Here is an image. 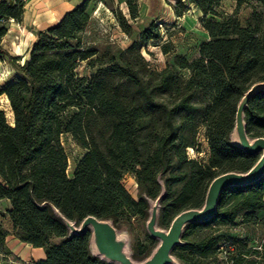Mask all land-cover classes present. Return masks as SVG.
Returning <instances> with one entry per match:
<instances>
[{"label":"trees","instance_id":"obj_1","mask_svg":"<svg viewBox=\"0 0 264 264\" xmlns=\"http://www.w3.org/2000/svg\"><path fill=\"white\" fill-rule=\"evenodd\" d=\"M103 4V0H99ZM131 20L137 0H123ZM176 0L177 18L193 5L208 38L196 55L175 56L161 71L145 62L141 50L160 40V25L151 20L123 49L95 34L94 0H83L59 22L34 31L22 63L3 47L10 22L21 23L24 2L0 0V63L7 61L15 78L0 84V253H11L5 239L44 251L45 259L12 264H114L90 251V232L71 235L57 216L78 226L93 216L117 230L136 218H149V201L162 192L158 227L170 226L182 211L200 209L210 182L228 172L246 173L257 162L234 146L231 134L237 105L255 83H264V0ZM118 25H130L115 11ZM156 44V43H154ZM157 45V44H156ZM168 54V45H159ZM84 64L83 74L78 68ZM185 71L187 75L181 72ZM246 133L264 137V91L244 109ZM203 130L207 160L188 157L197 150ZM69 135L85 152L71 176L61 137ZM198 152V151H197ZM135 177L136 199L125 185ZM169 224V225H168ZM167 228V229H168ZM157 241L147 231L130 246L134 261L146 259ZM172 255L177 264H264V177L226 189L208 221L188 225Z\"/></svg>","mask_w":264,"mask_h":264},{"label":"rangeland","instance_id":"obj_2","mask_svg":"<svg viewBox=\"0 0 264 264\" xmlns=\"http://www.w3.org/2000/svg\"><path fill=\"white\" fill-rule=\"evenodd\" d=\"M103 1L105 4L99 0H94L95 10L92 13V18L95 22V34L101 42L114 43L126 49L137 37L140 26H146L151 20L160 25V40L149 43L146 49L141 50V55L145 62L153 70L161 71L165 68L167 62L172 61L177 55L191 59L196 55L199 43L208 38L199 22L201 13L193 5H189L188 8L183 9V15L176 18L174 7H177L178 10L181 9L176 0H137L139 15L135 20H131L123 0ZM182 1L185 5H188L187 0ZM252 2V0H246L240 9L239 14L243 18L250 12V6L253 5ZM222 9L226 13H231L233 6L229 1L224 0L222 2ZM115 11L121 12L128 21L131 27L130 34H126L118 25ZM32 41H34V38L32 39L27 28L20 23L10 22L8 35L4 38L2 44L10 55L20 57L19 63H22L28 56ZM161 44L169 46L170 52L168 54L162 53L159 47ZM84 67V64L79 66V74H83ZM181 73L187 75L185 71ZM14 78L15 74L10 64L7 61L0 63V84H4ZM0 105L5 111L8 120L11 121V113L6 100L0 98ZM61 145L67 155L68 166L66 173L70 177L77 161L85 151L69 135L61 137ZM207 153L203 130H200L197 134V150L193 149V152L188 150V157L204 163L207 160ZM125 185L132 197L136 199L139 190L135 177L127 174L125 176ZM164 228L167 229L168 226ZM119 231L125 232L128 235L129 246L140 244L144 240L146 233L145 221L133 218L130 228H123Z\"/></svg>","mask_w":264,"mask_h":264},{"label":"water","instance_id":"obj_3","mask_svg":"<svg viewBox=\"0 0 264 264\" xmlns=\"http://www.w3.org/2000/svg\"><path fill=\"white\" fill-rule=\"evenodd\" d=\"M264 91V83H255L240 99L235 113V123L231 142L249 156L258 157L254 166L246 173L228 172L214 178L208 185L204 204L200 209H188L179 213L172 220L168 229L158 227L160 201L164 191L154 200L149 201V218L145 223L148 235L157 241L156 247L143 261L132 259L128 235L120 232L109 220H100L88 216L76 226L65 219L57 210L55 213L66 225L71 235L90 232V251L93 256L114 264H177L172 255L175 247L181 244L185 228L190 224L210 220L216 213L220 195L228 188L241 187L257 182L264 177V137L250 138L246 133L244 109L249 101Z\"/></svg>","mask_w":264,"mask_h":264},{"label":"crops","instance_id":"obj_4","mask_svg":"<svg viewBox=\"0 0 264 264\" xmlns=\"http://www.w3.org/2000/svg\"><path fill=\"white\" fill-rule=\"evenodd\" d=\"M83 0H28L24 5L22 26L34 37V31H43L54 26L68 11L80 5ZM177 18V17H176ZM33 42V41H32ZM5 247L11 253L6 259L0 253V264H12L13 257L24 263L38 262L45 259L41 248H34L30 244L20 242L12 234L5 239Z\"/></svg>","mask_w":264,"mask_h":264},{"label":"built area","instance_id":"obj_5","mask_svg":"<svg viewBox=\"0 0 264 264\" xmlns=\"http://www.w3.org/2000/svg\"><path fill=\"white\" fill-rule=\"evenodd\" d=\"M19 1L26 3L28 0H19Z\"/></svg>","mask_w":264,"mask_h":264},{"label":"bare ground","instance_id":"obj_6","mask_svg":"<svg viewBox=\"0 0 264 264\" xmlns=\"http://www.w3.org/2000/svg\"><path fill=\"white\" fill-rule=\"evenodd\" d=\"M189 151H190V152H193V150H192V149H189Z\"/></svg>","mask_w":264,"mask_h":264}]
</instances>
